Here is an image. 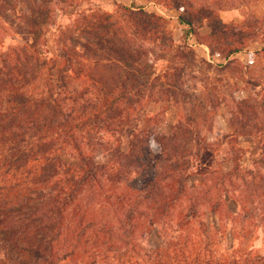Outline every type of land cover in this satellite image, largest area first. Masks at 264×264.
I'll return each instance as SVG.
<instances>
[{
    "label": "trees",
    "instance_id": "obj_1",
    "mask_svg": "<svg viewBox=\"0 0 264 264\" xmlns=\"http://www.w3.org/2000/svg\"><path fill=\"white\" fill-rule=\"evenodd\" d=\"M53 1L0 0V14L17 13L0 16V34L18 39L0 48V264H264L250 246L264 232V152L254 168L235 163L200 185L188 172L189 156L210 153L190 126L199 107L184 76L227 69L248 28L222 21V0H163L187 26L177 43L164 17L131 0L114 12L76 9L51 51ZM195 20L211 32L201 36ZM190 35L225 62L199 58ZM167 100L193 103L195 116L162 134L147 109ZM231 101V135L252 134L264 100Z\"/></svg>",
    "mask_w": 264,
    "mask_h": 264
},
{
    "label": "rangeland",
    "instance_id": "obj_2",
    "mask_svg": "<svg viewBox=\"0 0 264 264\" xmlns=\"http://www.w3.org/2000/svg\"><path fill=\"white\" fill-rule=\"evenodd\" d=\"M70 1L54 0L51 4L53 11L50 16H55V25L47 34L48 46L51 51H55V28L68 24L70 14L76 9L83 10L98 6L102 10L114 12L117 10V6H129L131 3V0H72V3L76 6L74 7L69 5L71 4ZM149 2L150 4H148ZM221 3L226 5L219 12L222 21L226 24H242L246 29L248 28L252 38L247 40L244 51L233 56L235 62L227 69H207L198 65L194 66L192 71H188L184 76V80L189 86L190 94L197 98L196 102L193 103H196L199 107L196 110L198 117L196 120L190 119V126L199 128V146L203 147L201 154L204 151L210 153L205 160H202L201 156H189L190 168L188 172L193 173L190 177V182L193 185L202 184L205 179L211 177L210 175L213 172L218 175V173L231 170L235 163L240 164L239 166L243 171L250 170L255 167L254 161L261 156V152H264V102H262L259 112L261 125L258 119V121L252 119L244 130L252 134L234 137L231 135L232 132L229 127L227 132H225L228 117L234 110L231 95L239 92H248V98L251 97L252 100L256 98L259 101L264 100V0H222ZM136 4L144 7L147 11L164 17L176 42H184L178 35L179 33L181 34L182 28L187 30V26L179 22V11L173 6L167 5L163 0H136ZM157 6L166 10L171 18L167 17L169 16L168 14L167 16L163 15L156 8ZM16 14L13 11L5 10L1 12L0 16H16ZM172 17H176V22L171 23ZM194 25L201 36H207L211 32L208 20L202 22L195 20ZM14 31L8 30L0 34V48L18 41L12 34ZM202 45L209 50L206 44ZM193 49H195V53L199 58L209 60L203 55L204 48L196 49L193 47ZM250 52L255 53L253 54L252 65L251 67L248 66L249 71H247L244 66L250 64ZM223 62L225 61L222 60L221 63ZM165 65L167 63L161 61L157 64V68L161 70L165 68ZM73 84L76 85L75 82ZM193 103L186 105L180 103L179 105L168 100L150 103L147 112L153 119L150 121L149 127L156 129L162 134L172 133L174 126L179 120H187L191 113L187 112L186 106L192 107ZM154 105H160L156 113H152L155 109L150 110ZM171 106H173L172 110L170 109ZM191 115L195 116V113ZM175 120L177 122L173 125L172 123ZM235 130L237 129L235 128ZM260 130L262 131L260 132ZM127 145V139L123 138V148L126 149ZM100 158L102 159L101 156ZM261 167L264 173V165ZM246 175L249 176V174ZM237 183H241V181L238 179ZM230 209H236L233 202H230L228 206L221 207V215L225 218L227 211ZM149 241L152 246L161 242L156 234H152L149 237ZM250 246L264 254V232L258 231Z\"/></svg>",
    "mask_w": 264,
    "mask_h": 264
},
{
    "label": "crops",
    "instance_id": "obj_3",
    "mask_svg": "<svg viewBox=\"0 0 264 264\" xmlns=\"http://www.w3.org/2000/svg\"><path fill=\"white\" fill-rule=\"evenodd\" d=\"M130 3V2H129ZM148 4H150V2L148 3ZM174 22H176V17H172V21H171V23H174ZM178 23V22H177ZM184 31H185V29H183L182 28V32H181V34L179 33V38H181V39H183V33H184ZM184 40V39H183ZM188 41L189 42H193V41H196V39H195V37L193 38V39H190V36H189V38H188ZM206 47V46H205ZM194 48H204V47H199V46H197V47H194ZM207 48V47H206ZM206 49L204 48L203 49V55L205 56V57H207V58H209V50H208V48H207V50L205 51ZM202 51V50H201ZM238 54V53H237ZM234 97L235 98H237V99H243V98H248L249 97V93L248 92H246V93H238V94H234ZM159 108H160V105H154L152 108H150V110H152V109H155V111L154 112H152V113H156L158 110H159ZM157 109V110H156ZM170 109L172 110L173 109V106H171L170 107ZM225 116H226V114H225ZM177 121L175 120V122H173L172 124L174 125L175 123H176ZM227 130H228V126L226 125L225 126V132H227ZM224 131V130H223Z\"/></svg>",
    "mask_w": 264,
    "mask_h": 264
},
{
    "label": "built area",
    "instance_id": "obj_4",
    "mask_svg": "<svg viewBox=\"0 0 264 264\" xmlns=\"http://www.w3.org/2000/svg\"><path fill=\"white\" fill-rule=\"evenodd\" d=\"M155 4V3H154ZM156 6V5H155ZM156 8H158L159 9V11L163 14V15H166L167 16V14H168V12L166 11V10H163V9H161L160 7H156ZM169 15V14H168ZM167 17H169V18H171L170 17V15L169 16H167ZM194 38V36L193 35H190V39H193ZM188 43H189V45L190 46H192V47H197V46H199V47H204L206 50H207V48L204 46V45H202V44H199L197 41H193V42H189L188 41ZM210 61H212V62H215V63H221V61L222 60H224V59H221V58H218V57H211L210 55H209V58H208ZM225 61V60H224Z\"/></svg>",
    "mask_w": 264,
    "mask_h": 264
}]
</instances>
